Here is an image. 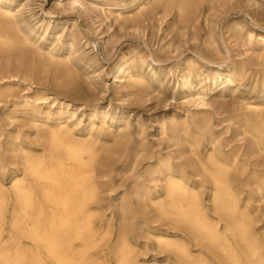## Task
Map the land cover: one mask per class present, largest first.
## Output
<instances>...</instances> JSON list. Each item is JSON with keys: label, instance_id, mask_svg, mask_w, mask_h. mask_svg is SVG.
Returning <instances> with one entry per match:
<instances>
[{"label": "bare ground", "instance_id": "bare-ground-1", "mask_svg": "<svg viewBox=\"0 0 264 264\" xmlns=\"http://www.w3.org/2000/svg\"><path fill=\"white\" fill-rule=\"evenodd\" d=\"M210 1L135 0L128 9L129 16L135 17L132 24L158 8L175 9L180 19L188 20L195 19L199 7ZM109 2L68 0L67 6L85 15L91 11L90 3L98 7L109 6ZM20 13L13 5L0 7V103L14 95L15 82L20 81L18 75L11 74V56L14 51L23 53L31 46V36H35L23 24ZM41 14L45 21L49 19L48 14ZM102 14L109 19L105 10ZM112 28L108 26L107 32ZM106 43L98 34L95 42L86 41L85 45H99L104 50ZM244 44L253 49L264 48V31L245 27ZM48 58L56 59L53 53ZM21 67L26 77L28 69ZM133 68L125 57L117 65L129 83L145 86L146 80L132 74ZM228 69L226 74L217 73L215 84L218 79L226 87L235 83V69ZM192 79L199 81L195 87ZM208 82L211 79L201 74L188 73L182 78L183 89L192 92L196 88L195 94L188 97L201 107L208 106ZM39 103L50 111L54 109L59 123L47 135L41 128H34L35 144L43 150L40 153L24 147L18 138H11L10 152L12 159L20 160L17 165L21 176L12 171L9 187L0 182V264H264V169L258 164L250 170L247 165L253 157L264 156V109L253 105L233 118L241 136H246L247 146L229 150L231 142L225 140L224 145L223 134L216 135L211 119L192 118L202 136H209L204 147L201 135L187 120H170L175 146L195 159L196 176L174 164L171 157L160 155L146 172L147 181L133 184L116 201L115 225H99L96 219L102 206L95 208L102 201L98 179L103 175L99 171H103L102 158L112 153L108 138L113 135L96 132L92 126L87 138L75 136L69 121L76 118L79 109L74 110L65 100L51 101L38 92L24 97L21 108L31 111ZM48 113L51 118L52 113ZM167 131L161 127V132ZM7 168L0 157V172ZM196 177L199 182L194 180ZM242 187L251 188L252 192L246 193ZM150 215L173 233L151 226L147 222ZM142 237L154 242L156 250L165 255L163 261L154 256L149 262L147 245L140 247Z\"/></svg>", "mask_w": 264, "mask_h": 264}, {"label": "rangeland", "instance_id": "rangeland-1", "mask_svg": "<svg viewBox=\"0 0 264 264\" xmlns=\"http://www.w3.org/2000/svg\"><path fill=\"white\" fill-rule=\"evenodd\" d=\"M67 1L0 0V7L13 5L21 10L20 19L35 34L30 38V47L23 53L14 51L11 56V74L18 75L20 81L15 82L14 95L0 103V157L9 167L0 172V182L6 187L10 186L12 171L21 176L17 165L20 160L12 159L10 152L11 138H18L24 147L40 153L42 146H37L33 138L35 127L47 135L59 123L56 111L43 103L31 111L21 108L24 97L34 96L35 92L51 101L65 100L74 110L79 109L76 118L69 121L75 136L87 138L92 126L96 132L113 135L108 138L112 153L102 158L105 167L99 171L103 175L98 179L102 201L95 206H102L96 219L99 225H115L116 201L133 184L147 181L146 172L160 155L171 157L174 164L196 176L195 159L175 146L170 120H187L201 135L203 147L209 136H202L192 118L211 119L216 135L223 134L224 145L225 140L231 142L227 150L247 144L246 136H241L232 120L253 105L264 109V48L244 44L245 27L264 31V0H212L199 7L195 19L188 20L180 19L175 9L158 8L136 24L131 23L135 17L129 16L135 0H111L109 6L98 7L90 3L91 11L85 15L69 8ZM42 12L48 14L47 21ZM108 26L113 27L110 33ZM98 34L107 42L105 49L99 45L86 47L85 42H95ZM50 53L56 59L49 60ZM123 57L133 63L132 74L144 77L145 86L129 83L118 71ZM21 65L28 69L23 70L28 72L26 77ZM219 65L224 68L219 70ZM225 66L235 69V83L227 87L221 85L220 79L216 84L213 81L217 73L228 72ZM188 73L211 79L206 86L208 106L201 107L188 97L195 94L196 88L192 92L183 89L182 78ZM191 81L194 87L199 82ZM162 126L168 129L166 133L161 132ZM250 162V170L258 164L264 169V156H255ZM194 180L200 181L197 177ZM244 190L252 192L251 188ZM150 216L147 222L151 226L173 233L165 223H157ZM145 245L149 262L154 256L164 260L165 255L156 250L154 242L142 237L140 247L144 249Z\"/></svg>", "mask_w": 264, "mask_h": 264}]
</instances>
